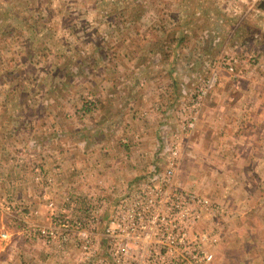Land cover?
Listing matches in <instances>:
<instances>
[{
  "label": "rangeland",
  "instance_id": "rangeland-1",
  "mask_svg": "<svg viewBox=\"0 0 264 264\" xmlns=\"http://www.w3.org/2000/svg\"><path fill=\"white\" fill-rule=\"evenodd\" d=\"M261 1L214 0V11L217 10L221 15L214 23L216 30L211 28L215 36L209 41L208 32L204 30L199 36L194 35L192 38H178L172 36L168 30L169 34L166 35L163 46L166 52L163 51L162 55L173 58L176 51L175 39H178L179 51L184 48V51L190 54L181 55L187 68L178 67L171 71L158 68L156 83L151 87L153 91L155 88L160 90L159 93H154L156 100L150 104V108H137L130 98L136 92L143 95L150 93V87L143 88L145 81L140 77L142 73H153L155 68H145L151 65L153 59L150 58L139 71L136 65H139L142 59L140 56L139 60L136 53L144 49V60L147 52H155L154 49L161 39L157 34L147 35L145 30L151 27L160 29L161 26L171 29V20L173 15H176L172 8L162 6L160 0H0V90L7 93V97L0 94L4 97L0 99V254L5 253L7 257L12 255L11 259L17 257L19 264H58L59 259L49 251L42 239H32L22 233L16 220L22 213L17 206H42L41 192L47 187L50 194L56 198L62 197L64 190L80 187L85 183L92 187H102L108 192L112 184H116L118 188L122 180L136 177L152 168L156 169V164L158 165L165 156V143L170 138L171 131L180 129L181 108L187 98L194 94L197 85L210 68L217 67L218 78L199 111V118L204 114L205 106L214 96L217 97L221 90L240 91L249 81H259L261 75L257 66L259 60L264 57V49L257 51L254 43L258 42L261 36V41L264 38V34L261 35V31L264 33V11L261 10L264 9V0L262 5ZM165 8L168 11H165ZM163 12L169 15V20H164L165 24L160 19H155L158 15L165 18ZM141 14L142 17L137 18ZM193 14L197 15L195 11ZM148 15H152L153 19H148ZM246 15L251 16L246 19L250 21L248 26L240 22V17L244 18ZM201 18L199 14L198 19ZM225 21H231L232 25L228 27V24H225L226 31L222 34L218 26H222ZM196 25L207 27L208 23L201 19L200 22L187 24L186 28L192 30ZM80 29L87 31L86 34L82 33L83 37L78 38L75 33ZM148 39L150 41L147 42ZM143 43L144 46L140 49ZM207 44L206 50L199 51V47L203 50ZM125 47L140 50L124 58L128 52L122 50L124 53H121L120 49ZM96 55L102 58L101 62H97ZM155 56L160 57L156 52ZM234 57L237 58L236 61L233 60ZM9 61L31 64L13 70L8 66ZM77 61L79 66L76 65ZM63 62L67 67H62ZM228 62L233 63L234 72L227 68ZM99 64L100 67L97 66ZM172 64L174 65L175 61H172ZM110 66L114 67L109 70ZM65 70L71 71V74L61 82V75ZM78 74L105 78L94 80L96 84L92 86L89 85L88 78L78 83ZM164 74H168L169 78L162 81ZM52 75L57 77V80L47 81V77ZM105 79L109 80L105 83ZM101 82L105 85L100 84ZM101 92L105 93L107 99L105 105L99 98ZM8 109L14 110V115H6ZM46 109L63 113V120L57 119L56 114L55 117L47 118L43 115ZM97 111L100 113L97 119L101 126H97L98 123L86 133L78 129L61 133L54 129L52 132H44L47 135L44 141H37L33 138L34 135L25 133L22 128L27 123L29 130L33 128L32 122L35 124L41 120H44V123L72 126L82 120L86 112L92 113V117ZM151 112L157 114L152 115L150 120L156 121L158 140L150 144L153 145L152 150L142 152L140 146L145 132L139 128L131 131L129 126L135 125V120L147 121ZM198 120L191 138L186 139L189 147L181 168L177 171V179L187 189H194L213 199L215 205L220 208L219 220L216 223L223 227L224 235L213 248L212 260L219 264V255H224V247L229 241V223L240 217L238 203L244 202L240 199L244 186L239 185V182L242 184L244 181L231 177V173H221L233 168L229 163L228 167L220 164V155L215 154L214 162L194 154V136L199 133ZM118 125L124 126L120 129H125L123 133L116 131ZM8 126L9 129L6 128ZM137 152L139 153L132 156ZM112 155L116 157L112 162L127 170V173H133L132 176L123 175L120 180L109 181V176L112 175L106 172L111 164L113 165L110 160ZM104 162L110 165L105 167ZM217 162L220 166H217ZM100 164L107 170L105 173H102L103 169H97ZM41 169L51 180L46 176H42L41 180L38 178L37 172ZM211 170L215 173L211 174ZM100 177L103 178L101 182L98 180ZM250 184L247 181V187H250ZM260 186L263 190L260 199L264 202V180L260 182ZM24 212L27 213L28 208ZM40 218L43 219V215ZM203 224L204 227L212 225L209 219H204ZM2 260L0 264L5 263L4 257Z\"/></svg>",
  "mask_w": 264,
  "mask_h": 264
},
{
  "label": "built area",
  "instance_id": "built-area-1",
  "mask_svg": "<svg viewBox=\"0 0 264 264\" xmlns=\"http://www.w3.org/2000/svg\"><path fill=\"white\" fill-rule=\"evenodd\" d=\"M227 68L235 70L232 62ZM217 78V67L210 68L187 98L179 113L180 129L171 131L156 169L126 178L118 188L112 184L108 192L85 183L56 198L47 187L41 192L43 208L17 206L22 233L42 239L58 264H210L224 235L216 223L220 208L210 197L182 186L177 171ZM42 169L40 180L48 177ZM204 219L212 225L204 227Z\"/></svg>",
  "mask_w": 264,
  "mask_h": 264
},
{
  "label": "crops",
  "instance_id": "crops-1",
  "mask_svg": "<svg viewBox=\"0 0 264 264\" xmlns=\"http://www.w3.org/2000/svg\"><path fill=\"white\" fill-rule=\"evenodd\" d=\"M161 5L165 7V5L169 8H172L174 10L173 15L174 18L173 22L171 24L173 27L171 29L165 28L164 26L160 27V29H157L155 27H151V29L145 30L147 31V35H156L159 39H161V42L157 45L155 52L160 57L155 56V52H147L148 55L143 60L142 55L146 53L144 52V49L141 52H137L138 50L142 49L144 46V43L147 41H150V39L146 40L142 45L141 48L136 50L137 48H129L125 47L120 49L121 53H124L125 50L127 51L126 56H123L124 58L128 57L129 55H133L136 53V57L139 59L141 56L142 61L139 63L138 70L143 69V64L146 60H149L152 58V63L150 66L145 68H155V71L153 73H142L140 79L145 81L144 89L146 87L153 86V83L155 82V75L158 71H156L158 68H164L168 71L174 70L175 68L183 69L187 68V65H185V61L181 59L182 54H188V52L184 51V48L179 51V46L177 45L178 39H175L174 44V55L173 58L169 59L162 55V52L165 51V40L166 35L171 34L172 36H176L178 38L188 37L192 38L194 35H200V32L202 30L208 32V36L210 37L208 39H213L212 37V29L216 26L214 23L217 22L219 19V12L216 10L214 11V8L216 7L214 4V0H160ZM242 0H239L241 2ZM244 1V0H243ZM218 2V0H217ZM214 4V6H213ZM230 4V3H229ZM236 5V3H233ZM263 4V0L261 1V4ZM225 5L228 6V4L225 2ZM228 9V7H227ZM241 9V8H240ZM243 9V8H242ZM246 9V8H245ZM165 11H168L167 8L164 9ZM256 10V9H254ZM259 10V9H257ZM261 10L264 11V9L261 8ZM193 11H195V14H193ZM248 12V11H247ZM252 10L250 8L249 13L251 14ZM143 14V13H142ZM142 14L140 16H137V18L142 17ZM165 18H161L158 14L157 18L160 19L161 22L164 24V20H169V15L167 13L163 12ZM199 14L202 16L201 19H203L205 22L208 23V26L206 27H200L196 25V27L192 28V30L187 29V24H192L196 22H200L201 19H198ZM251 17L250 15H246L244 18L240 17V22L249 25L250 21H247L246 19ZM136 17V15H135ZM145 17V16H144ZM178 17L180 19L178 20ZM253 17V16H252ZM153 19L152 15H148V19ZM226 19V18H225ZM255 19V18H254ZM159 20V21H160ZM222 21V19L220 20ZM227 21V20H226ZM225 21V23L222 26H218L219 30L222 32L226 31L224 30L225 27H230V24L232 25V22L229 21L228 23ZM185 24V26H183ZM221 27V28H220ZM255 27L259 29L256 25ZM222 29V30H221ZM168 30L170 32L168 33ZM260 30V29H259ZM87 31V30H86ZM86 31L80 29L75 33V36L78 38L83 37L82 33L84 32L86 34ZM160 31V32H158ZM261 31V30H260ZM155 32V33H154ZM217 31H215L214 34H216ZM225 33V32H224ZM248 33V32H247ZM261 31V35H263ZM161 35V36H160ZM157 38V39H158ZM262 36L258 42H255L254 45L258 50L264 49V38L261 41ZM117 42V41H114ZM209 43V42H208ZM208 48L207 47L203 50L199 47V51H204ZM212 48V47H210ZM121 55V54H120ZM97 62H101L100 56H95ZM140 60V59H139ZM259 60V59H258ZM172 61H175V64H172ZM9 61L10 65L13 70H16L17 68H25L31 63H23L22 61ZM128 64H130L128 61H126ZM132 62V59H131ZM159 63V64H158ZM13 64V65H12ZM79 62L77 61L76 65L79 66ZM134 64V63H133ZM157 64V65H155ZM179 64V65H178ZM258 71L261 75V79L259 81H249V83L243 87V90L240 89V91H232V90H221V93H218L219 95L216 97H213V100L209 102L208 105L205 106L204 116L199 118L198 125H199V133L194 136V140L196 143L194 144V154L197 155V157L211 159V161L216 162L215 154L219 156L220 164H225V167H228L229 164H232L233 169L232 170H224L221 173L223 174H229L231 173L233 178L237 180L244 181L242 184L243 189L240 192V199L244 202L238 203V212L240 214V217H237L235 221H232L229 223L230 232L229 233V241L224 247V255L220 257L218 262L219 264H264V202L261 201V193H263V190L261 189L260 182L264 180V57L259 60L258 62ZM155 65V66H154ZM100 67V64L97 65ZM53 67V66H51ZM62 67H67V64L63 62ZM114 66H110L109 70L112 69ZM127 67V65H126ZM68 69V68H67ZM123 70H125L123 68ZM71 74V71L65 70V73L61 75V79L65 81L69 75ZM73 74V73H72ZM76 74V73H75ZM9 78V76H8ZM48 80L55 81L57 80V77L54 75L48 76ZM55 78V79H54ZM85 78H88L89 85L95 86L96 82L94 80H101L104 79L103 77L99 78L98 75H96L95 78L91 77V75L87 76L84 74H78L76 76V81L83 82ZM169 75L164 74L162 81L168 80ZM82 79V80H80ZM91 79V80H90ZM139 79V80H140ZM106 80L105 79V83ZM263 81V82H262ZM93 82V84H92ZM104 82V81H103ZM176 82V81H175ZM102 82L100 84L105 85ZM140 82H138L139 85ZM172 79L170 84L172 85ZM0 88L2 86L0 85ZM2 90V89H1ZM0 90V94H3L7 97V93H2ZM100 88L98 87V91ZM149 90V89H148ZM15 91V90H14ZM155 91L157 93L160 92V90H157L155 88ZM155 91H150L149 96L148 94H140V92H136L133 97L130 99L133 101L135 107L137 108H150V104L153 103L156 99L154 98ZM3 95H0V99H4ZM51 95V94H50ZM98 95V94H97ZM153 95V96H152ZM100 101L103 105L106 103V96L105 93L99 94ZM162 102L163 99H160ZM55 102V99H54ZM170 102V101H167ZM100 111L102 109H99ZM51 111V113H50ZM48 111L47 109L43 112V115L47 118H51L52 116H58L57 119H62L63 113H55L54 110ZM78 112V111H77ZM6 115H14V110L8 109V111L5 113ZM56 114V115H55ZM90 114L92 113H85L82 117V120H78V122H75L76 125L69 126L68 124H51V123H44V120L37 121L35 124H33V128L27 129V123L25 125H20V128L22 127L24 129L25 133H31L34 135L33 138L37 141H44V139L47 138V135H45L44 132L50 131L52 132L54 129L59 132L63 131H69L74 132L75 130H81L83 133H86L90 129L94 128L95 125L99 123L97 117L100 115L99 111H97L93 116L91 117ZM152 115H157L154 112H151L148 114L149 118L147 121H140L133 120L135 122V125H131V131L136 130L137 128L144 130V134L142 136V143L140 151L143 152L149 150H152L153 145H150L151 143H154L157 139V126L156 121L153 122V119L150 120V117ZM81 117V115L79 116ZM24 120V119H23ZM54 119L52 118V121ZM63 120V119H62ZM66 120V118H65ZM157 120V119H156ZM158 121V120H157ZM82 122V123H80ZM19 124V123H17ZM97 126H101L100 123ZM123 126V125H122ZM122 126H117V130H119V133H123L125 129H122ZM144 126V127H143ZM161 125H159L160 127ZM19 127V126H18ZM143 127V128H142ZM9 129L10 127H6ZM124 128V126H123ZM238 129V131H237ZM121 131V132H120ZM141 132V131H139ZM24 133V134H25ZM44 135V136H43ZM82 136L85 137V135L82 134ZM234 136H236L234 138ZM1 137V134H0ZM158 140V139H157ZM18 143V141H17ZM16 143V144H17ZM1 144V142H0ZM2 145V144H1ZM57 144H54L56 146ZM149 152V151H148ZM134 153L132 156H134ZM115 159L116 157L112 155V159ZM207 159V160H208ZM210 161V160H209ZM113 163V162H112ZM131 163V162H127ZM227 163V164H226ZM229 163V164H228ZM217 166H220L219 162H217ZM66 166V163L64 164ZM105 167L107 165H110L109 163L106 165L104 162ZM63 167V166H62ZM64 168V167H63ZM97 169H103L102 173H105L104 167L100 164ZM127 169V168H126ZM129 170V169H128ZM134 171V170H132ZM128 171L121 168V166L114 164H111V167L109 168V171L106 172L109 176V181L113 180H120L123 175L126 176H132L133 173L129 174ZM217 172V171H216ZM210 173H215L212 170ZM66 176V175H65ZM226 177V176H225ZM1 180V179H0ZM247 181H249L251 184L250 187H247ZM1 185V183H0ZM4 194V193H3ZM255 194H258L256 196ZM249 197V198H248ZM3 197L1 198V200ZM252 202V203H250ZM251 207V208H250ZM15 222V220H12ZM12 223V222H11ZM10 223V224H11ZM15 227V225H14ZM13 228V227H12ZM227 233V235H228ZM231 244V245H230ZM253 250V251H252ZM4 255L0 254V260L4 261L3 264H19L20 262H17V257L12 258V255L7 257L5 253H2ZM210 264H216V261L210 263Z\"/></svg>",
  "mask_w": 264,
  "mask_h": 264
}]
</instances>
